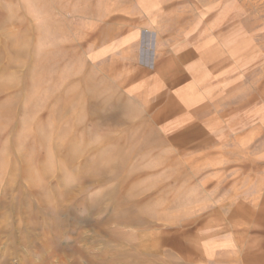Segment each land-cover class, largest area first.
Segmentation results:
<instances>
[{
    "label": "rangeland",
    "instance_id": "374dc122",
    "mask_svg": "<svg viewBox=\"0 0 264 264\" xmlns=\"http://www.w3.org/2000/svg\"><path fill=\"white\" fill-rule=\"evenodd\" d=\"M192 37L216 109L264 107V0H0V264H264V124L216 146L127 92Z\"/></svg>",
    "mask_w": 264,
    "mask_h": 264
},
{
    "label": "crops",
    "instance_id": "0c3cea01",
    "mask_svg": "<svg viewBox=\"0 0 264 264\" xmlns=\"http://www.w3.org/2000/svg\"><path fill=\"white\" fill-rule=\"evenodd\" d=\"M188 41L162 50L154 43L150 50L142 48V55H149V60L127 92L147 100L149 121L166 134L191 129L203 133L216 146L253 137L264 124V107L253 102L247 109L227 113L216 109L202 77L199 79L205 66L201 41L194 37Z\"/></svg>",
    "mask_w": 264,
    "mask_h": 264
}]
</instances>
